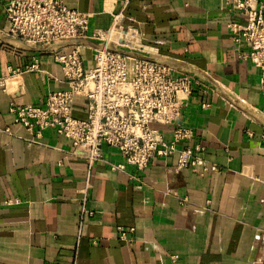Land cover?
<instances>
[{"label": "crops", "instance_id": "1", "mask_svg": "<svg viewBox=\"0 0 264 264\" xmlns=\"http://www.w3.org/2000/svg\"><path fill=\"white\" fill-rule=\"evenodd\" d=\"M7 1L0 0V264H264V92L260 69L239 56L249 48L230 25L241 29L246 17L232 0H65L89 14L91 30H108L125 6L110 47L200 81L180 96L177 123L192 128L180 148L200 145L206 172L180 168L177 151L144 170H112L124 163L115 148L90 167L56 130L15 124L11 102L42 105L68 86L51 52L9 36ZM79 43L89 70L103 41ZM35 59L40 70L8 74ZM86 107L77 98L76 116ZM156 127L172 140V127ZM84 199L94 215L81 224Z\"/></svg>", "mask_w": 264, "mask_h": 264}, {"label": "built area", "instance_id": "2", "mask_svg": "<svg viewBox=\"0 0 264 264\" xmlns=\"http://www.w3.org/2000/svg\"><path fill=\"white\" fill-rule=\"evenodd\" d=\"M232 7L246 17L241 29L230 25L234 40L249 48L239 56L260 69V89L264 92V0H232ZM124 10L125 6L111 15L108 30H91L89 14L70 8L65 0L7 1L9 36L51 52L54 61L61 65L68 86L49 92L42 105L11 102L14 123L38 134L45 129L56 130L86 154L90 167L104 162L106 150L115 148L124 163L112 165V170L125 165L144 170L154 158L177 151L180 168L202 167L203 172L208 171L200 145L180 148L194 132L177 123L183 112L180 96L190 97L201 87L200 81L192 74L173 72L158 59L112 49L110 38L121 26ZM85 38L103 41L89 70L84 67L79 43ZM37 70L36 59L22 68L8 66L10 77ZM79 97L87 101L84 117L75 114ZM157 125L172 127L170 142L162 139ZM210 169L218 170L215 166ZM93 215L84 199L79 212L81 224ZM121 235H126L122 229Z\"/></svg>", "mask_w": 264, "mask_h": 264}]
</instances>
